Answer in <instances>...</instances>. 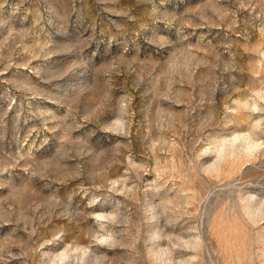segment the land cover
Segmentation results:
<instances>
[{"label":"rangeland","instance_id":"374dc122","mask_svg":"<svg viewBox=\"0 0 264 264\" xmlns=\"http://www.w3.org/2000/svg\"><path fill=\"white\" fill-rule=\"evenodd\" d=\"M0 264H264V0H0Z\"/></svg>","mask_w":264,"mask_h":264}]
</instances>
